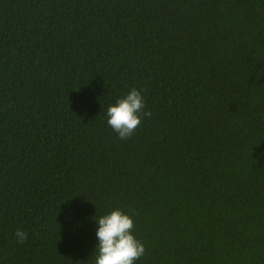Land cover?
<instances>
[{
    "label": "trees",
    "instance_id": "16d2710c",
    "mask_svg": "<svg viewBox=\"0 0 264 264\" xmlns=\"http://www.w3.org/2000/svg\"><path fill=\"white\" fill-rule=\"evenodd\" d=\"M116 209L136 264H264V0H0V264H95Z\"/></svg>",
    "mask_w": 264,
    "mask_h": 264
},
{
    "label": "clouds",
    "instance_id": "9594fccd",
    "mask_svg": "<svg viewBox=\"0 0 264 264\" xmlns=\"http://www.w3.org/2000/svg\"><path fill=\"white\" fill-rule=\"evenodd\" d=\"M108 126L118 134L121 140L131 138L145 117H151L145 111V99L141 90L135 88L123 98L116 100L106 111ZM96 237L98 245L95 252V264H136L145 255V245L133 234L135 221L122 210L116 209L101 216L98 221ZM18 243L28 239V233L17 230Z\"/></svg>",
    "mask_w": 264,
    "mask_h": 264
}]
</instances>
